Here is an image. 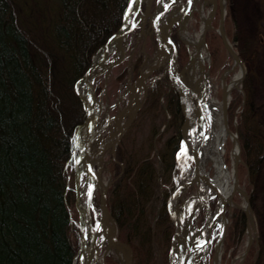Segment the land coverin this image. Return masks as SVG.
<instances>
[{
    "label": "trees",
    "instance_id": "16d2710c",
    "mask_svg": "<svg viewBox=\"0 0 264 264\" xmlns=\"http://www.w3.org/2000/svg\"><path fill=\"white\" fill-rule=\"evenodd\" d=\"M12 2L0 0V264H74L78 245L72 232H77L69 207L75 201L74 133L85 117L74 83L121 25L128 0H36L25 14L28 21L18 20ZM173 38L178 49L174 33ZM244 85L237 132L242 159L252 173L264 155V121L252 84L246 80ZM163 93L166 109L180 121L177 93L168 86ZM180 137L177 129L171 151L161 156L171 188ZM116 159L107 202L120 227L118 237L131 245L135 263L147 252L139 254L132 234L140 228L143 235L151 234L149 204L157 197L158 172L152 158L124 159L119 144ZM156 220L163 225L164 263L169 264L173 224L165 197ZM253 261L246 255L244 263Z\"/></svg>",
    "mask_w": 264,
    "mask_h": 264
},
{
    "label": "rangeland",
    "instance_id": "374dc122",
    "mask_svg": "<svg viewBox=\"0 0 264 264\" xmlns=\"http://www.w3.org/2000/svg\"><path fill=\"white\" fill-rule=\"evenodd\" d=\"M12 1L18 20L20 21V18H23L24 21H28L29 18L26 19L27 17L25 14H27L28 8H30V10L32 9L30 4L34 6L33 2L36 0ZM203 1L204 0H196V8L193 9L192 13H187L186 22L190 33H197V31L200 30L202 24L200 13L203 10L208 13L211 8L209 0H206L205 2ZM202 4L203 6L201 7ZM225 6V29L233 47L238 54L239 52L241 53V59L244 66L243 77L238 81L237 85L232 88L231 99L228 106V112L230 113L229 124L232 130L237 132V116L242 111L243 103L240 102L237 105L236 103L240 101L243 92H245L244 84L246 80L252 84L256 102L260 107L261 118L264 121V0H225ZM130 18L131 14L127 20H130ZM218 21L219 11L217 8V11L212 18V27L208 29L206 34L203 50L208 55V59L205 60V65L209 71L210 80L213 85L210 93L214 99H217L220 102L221 75L224 73V80L229 81L236 72L240 71V67L235 65L230 71H227V68L231 67L233 59L223 46L221 37L217 31ZM176 24H178V22H175L173 25V32L180 43L177 49L178 67L180 68L189 58L190 47L176 35ZM123 45L125 46L123 58L110 67L107 75L104 73L98 74L93 81V90L100 102L96 126L101 127L102 130L99 135L93 139L90 149L95 150L99 147L103 139L110 135H114L118 120H120L122 124L125 125L122 136L119 140V148L121 149L123 158L131 161V159L149 157L154 161L158 172V188L157 197L151 204H149L150 213L148 216L151 223V234L146 232L145 235H143L141 228L140 231H134L132 234L133 242L135 244L137 243V246L140 249L139 254H141L144 249L147 252L144 258L135 260V263L133 260V264H165V248L167 245L162 240L160 233V228L163 227V225L156 220V215L162 199L167 197L165 190H169V187L166 189L169 184V170L164 171L161 156L168 149L171 151V137L177 132V129L179 130L182 119L180 121L176 120L166 109L163 92L166 91L167 86L169 88L173 87L171 86L170 79L167 74H165L164 69L160 67L157 71L150 73L143 80L138 94L140 105L131 121L126 125L130 113L133 111L128 109L122 113L130 94L126 88V84L128 81L133 83L139 74L140 69L143 68L147 62L150 63L154 59L156 45L153 34L148 33L145 38L144 35H139L138 30H133L132 33L127 34L123 38ZM145 53L146 58L144 55ZM114 55L115 51H111L108 56V61L114 60ZM134 62L135 65L130 71V63L134 64ZM98 86L99 92H96L95 87ZM231 146V141L227 138L225 143V156L227 157V162L229 164L231 161L229 156ZM181 157H184L182 160L186 165H189V168L192 167L189 157L185 154H182ZM95 167L99 170L100 176L103 180L114 178V173L117 172V168L113 165L109 145L102 150V160L99 163H95ZM188 172V169L187 171H184L185 174ZM74 178L75 174L73 173L71 183L74 182ZM238 178L240 185L250 192L249 202L253 211L254 223L256 226V239L253 241L246 255H249L251 258L254 257L252 264H264V155L260 158L256 171L252 173L248 170L244 161L239 163ZM194 191L195 186L193 185L179 197L178 202H185L188 194L193 193ZM209 192L210 191L207 189V193ZM234 199L240 205L244 202L242 196L238 193L234 194ZM209 200L214 202V197L211 196ZM190 202L193 203V216L191 217V223L194 227L193 232H196V229H199V225L203 221L202 219H204L202 218L203 206H197L198 202L193 198ZM69 207L74 220L73 225L77 232H72V239L75 244L78 245L79 227L77 225V229L75 225L78 220V212L75 206V201H73V204L69 205ZM183 208L184 206L181 204L180 209ZM242 212L241 209H236V207H234L231 209V213L228 216V223L222 243L221 264H237L239 261L237 256L240 255L245 248L248 238L245 232V216ZM92 216L93 219H95V216L100 217L98 188L94 191V210ZM183 217L186 218V216ZM241 218H243V223H241ZM115 225L116 230L120 233L119 224L115 222ZM184 225L185 231L189 232V227L185 221ZM100 241L101 244L98 255L101 260L105 262V264H122L126 256V251L119 247H113L104 255L106 249L105 238L101 236ZM212 252L213 247L211 253L205 258L204 264H212ZM145 258L146 260L143 261ZM242 264L249 263H244L243 261Z\"/></svg>",
    "mask_w": 264,
    "mask_h": 264
},
{
    "label": "water",
    "instance_id": "95a60500",
    "mask_svg": "<svg viewBox=\"0 0 264 264\" xmlns=\"http://www.w3.org/2000/svg\"><path fill=\"white\" fill-rule=\"evenodd\" d=\"M144 1V9H142L141 3ZM195 0H192V7H194ZM152 0H136V5L133 10V15L130 22L125 25V27H120L113 34L109 36L107 41L102 46V56L99 60L98 66L103 65L108 53L110 51V41L115 36H123L134 26H136V22L138 19H141L140 29L143 30L146 23L148 26L153 28L155 34V40L157 45V57L154 62L143 69L139 77L137 78L139 85L135 91V95H129L126 106L123 108L122 113L125 112L129 107H131L133 101H137V105L135 110L131 113L129 119L126 122V125L131 121L135 111L137 110L140 102L137 99V95L142 85V81L146 78V76L155 70L158 67H162L164 72L167 73L170 84L175 88L177 93L180 96L181 107L184 114V119L180 125V131L182 135V141L184 144V148L191 154L193 160V169L194 174L189 179H181L171 191L168 196V209L170 211L171 218L174 222V232L172 235V244L175 242V237L177 236V242L180 243V252H177V258L173 260L170 264H199L201 259L204 258L205 254L209 251L211 241H212V231L215 223L219 224V236L214 242V251L212 254L213 264H220V249L223 243V238L226 231V225L228 220V215L230 214V206L232 205V195L237 190L241 193L245 199V205L243 210L245 212L247 222V243L243 252L240 254V261L238 264H241L243 261L248 249L254 238V230L255 223L252 216V211L250 208L248 194L247 192L241 188L238 184V176H237V166L240 161V148H239V140L238 136L235 132H233L228 126V116H227V88L222 85V94H221V106H222V116L224 121V127L226 131L231 135L233 143L237 141L238 150L233 152L234 160L232 161L233 167V181L234 185L229 194L227 196L220 190V188L208 177V174L204 170L203 161H202V152H203V144L206 138L209 135L210 129V117L212 116L210 111L207 113L205 107L207 109L210 108L211 104L209 101H202L197 93L190 87V85L186 82L184 77L181 75L180 70H178L177 63V49L174 40L171 37V27L174 21H177L178 17L183 11L185 2L184 0H156V4L154 9L151 10ZM167 5V7H165ZM219 7V22H218V32L222 39L223 45L228 51V53L233 58L232 67L238 64L241 68V73L236 82L240 81L244 74V66L243 63L232 46V43L228 39L224 28V16H225V3L223 0H218ZM217 8V0H212L211 9L208 14V19L204 21L200 42L204 43L205 35L210 27L211 20L215 14ZM192 13V11H191ZM201 45V44H200ZM200 45H197V50L200 52ZM231 67V68H232ZM95 65L91 63L89 67L85 70V72L78 79L81 80L84 77H87L94 69ZM224 74H222V78ZM78 81L75 83V91L80 97L83 107L85 109L86 116L89 113V106L87 99L80 94L78 89ZM235 82V83H236ZM202 117V122L200 120ZM85 121V120H84ZM200 123L203 125V128H200ZM96 120H91L90 129L82 143L78 149V155L82 156L83 161L86 165V169L90 172L95 179V186L100 188V199H99V207L100 214L103 223L106 225L111 223L114 226V229L110 232V237L114 245L121 246L126 249L127 255L125 257V261L122 264H132V248L131 246L120 240L117 236L116 227L114 225V220L111 217L108 204H107V190L112 180L104 181L100 175L97 173L96 169L93 167V163L90 162L85 156L84 151L89 147L93 138H94V128H95ZM117 128L115 130L114 139L111 144V155L115 157V149L116 145L119 141L120 136L125 128L122 126L121 121L118 120ZM77 155V156H78ZM196 182V194H198L201 190V185H207L216 196V203L214 207L213 214L210 213L211 209L206 201L207 205V218L204 224L200 227L199 235L192 236L190 239L184 234L181 226V219L179 215L178 205L176 203L177 194L181 190V188H186L188 184H192ZM235 204V203H234ZM228 208L227 215L225 214L226 208Z\"/></svg>",
    "mask_w": 264,
    "mask_h": 264
},
{
    "label": "bare ground",
    "instance_id": "6f19581e",
    "mask_svg": "<svg viewBox=\"0 0 264 264\" xmlns=\"http://www.w3.org/2000/svg\"><path fill=\"white\" fill-rule=\"evenodd\" d=\"M204 0L203 2H205ZM210 4L212 0H209ZM224 1V0H223ZM204 4V3H203ZM201 5V7L203 6ZM134 7V0H131L128 5L126 16L130 14L131 9ZM210 11V10H209ZM208 13L202 11L200 13L201 26L200 30L197 33H190L187 25V13L182 12L177 19V22L180 24L179 28L175 32L178 38L183 40L190 47V59L183 65V68L180 70L181 75L184 77L186 82L190 87L197 93L198 97L203 101H209L211 103V115H212V125L210 130V136L207 139L204 149H203V166L208 174V177L220 188V190L227 196L233 188V169L231 163H227L225 160L226 147L225 143L227 140V132L224 127L223 116L221 113V99L220 102L217 99L212 97L210 91L212 88V83L210 80L209 71L205 65V60L208 59V55L203 50L202 43L200 42V32L203 26V23L208 19ZM212 26V25H211ZM173 33V30H172ZM27 37L32 39L31 35L28 34ZM201 44V52L197 50V45ZM110 52L115 51V58H119L125 51V46L123 45V38L115 36L110 41ZM102 51L99 50L93 57V64L95 69L87 76L78 81V89L80 94L84 96L88 101L89 113L85 118V121L81 123L77 129L76 133V144L81 146L89 129L91 126V120L97 119L100 109V102L97 99L94 90H93V81L98 74L104 73L107 75L108 70L112 66L111 63L106 62L103 65H99V60L101 58ZM231 68H228L230 70ZM240 76V71L236 72L235 75L229 81H223L222 85L227 88V100L231 99V90L235 87L237 83L236 80ZM236 82V83H235ZM139 82L136 81L135 84H132L130 81L127 82L126 88L129 93L133 96L136 94L135 91L138 88ZM98 105V106H97ZM137 105L135 101L131 110H133ZM122 126H125L122 124ZM101 127H95L94 137L98 136L101 132ZM113 141V135L108 136L103 139L99 147L95 150H91L89 146L84 151V156L92 162L99 163L102 160V149L110 145ZM234 152L238 150V143H234L233 148ZM232 159V158H230ZM76 170L75 178L76 185L78 187V193L76 196L77 210L79 213V222L78 226L80 228V248H79V259L76 264H104L101 258L98 255L100 248V237L103 236L106 241V249L109 251L114 247L112 239L110 237V232L114 229L113 224L110 222L109 225L103 223L100 217L93 219L92 212L94 210V191L95 179L93 175L87 171L86 165L83 161L82 156L78 155L75 157ZM181 168L184 167L181 165ZM185 171V169H184ZM97 173L99 171L97 170ZM201 190L198 195H195L193 198L195 201L202 203L207 199L210 194L207 193V187L201 185ZM191 198H188L185 201V207L183 212H185L186 218L185 221L189 227V231L192 232L193 225L191 224V216L193 215V203L190 202ZM190 202V203H189ZM197 204V206H198ZM95 220V221H94ZM177 240V236L175 237ZM178 251V242L174 243V251ZM221 253L222 247L220 249V264H221ZM233 262V261H232Z\"/></svg>",
    "mask_w": 264,
    "mask_h": 264
},
{
    "label": "snow or ice",
    "instance_id": "6c2138e0",
    "mask_svg": "<svg viewBox=\"0 0 264 264\" xmlns=\"http://www.w3.org/2000/svg\"><path fill=\"white\" fill-rule=\"evenodd\" d=\"M158 2H159V0H158ZM165 7H167V5H165Z\"/></svg>",
    "mask_w": 264,
    "mask_h": 264
}]
</instances>
